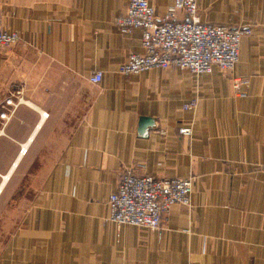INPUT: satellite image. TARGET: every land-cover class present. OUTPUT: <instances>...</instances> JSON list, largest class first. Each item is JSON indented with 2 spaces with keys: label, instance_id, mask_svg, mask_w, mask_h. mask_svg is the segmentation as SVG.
<instances>
[{
  "label": "crops",
  "instance_id": "0c3cea01",
  "mask_svg": "<svg viewBox=\"0 0 264 264\" xmlns=\"http://www.w3.org/2000/svg\"><path fill=\"white\" fill-rule=\"evenodd\" d=\"M128 1L0 0L19 36L0 50V264H264V0H197L200 22L250 31L230 73L197 76L118 74L142 53L113 25ZM146 1L162 18L173 0ZM125 169L193 176L190 205L156 232L110 222Z\"/></svg>",
  "mask_w": 264,
  "mask_h": 264
},
{
  "label": "built area",
  "instance_id": "2783aa9c",
  "mask_svg": "<svg viewBox=\"0 0 264 264\" xmlns=\"http://www.w3.org/2000/svg\"><path fill=\"white\" fill-rule=\"evenodd\" d=\"M113 25L121 33L134 29L140 32L142 53L128 55L126 62L118 67V74L123 76L170 67L194 76L210 73L212 68L230 73L238 61L240 39L250 34L248 28L200 22L197 0H173L162 18L155 16L153 7L146 0H129L124 13L114 19ZM18 42L17 33H9L0 25V50L11 49ZM100 81L99 72L88 77L92 85H98ZM246 86L245 78L231 80V89L239 98L245 97L241 88ZM193 106L191 102L182 109ZM176 133L189 137L191 130L183 126L177 128ZM25 152L21 148L20 154ZM193 183L191 175L162 180L125 169L116 188L107 195V219L114 224L156 232L172 205H190Z\"/></svg>",
  "mask_w": 264,
  "mask_h": 264
},
{
  "label": "water",
  "instance_id": "95a60500",
  "mask_svg": "<svg viewBox=\"0 0 264 264\" xmlns=\"http://www.w3.org/2000/svg\"><path fill=\"white\" fill-rule=\"evenodd\" d=\"M152 120L147 118H140L138 120V132L141 136L145 135L146 128H149L152 126Z\"/></svg>",
  "mask_w": 264,
  "mask_h": 264
},
{
  "label": "bare ground",
  "instance_id": "6f19581e",
  "mask_svg": "<svg viewBox=\"0 0 264 264\" xmlns=\"http://www.w3.org/2000/svg\"><path fill=\"white\" fill-rule=\"evenodd\" d=\"M24 149V148H23Z\"/></svg>",
  "mask_w": 264,
  "mask_h": 264
}]
</instances>
